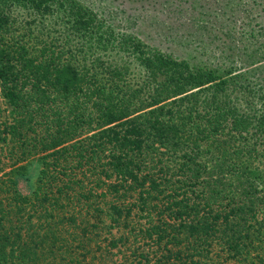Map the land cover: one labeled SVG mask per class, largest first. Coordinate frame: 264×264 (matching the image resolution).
Listing matches in <instances>:
<instances>
[{"label":"trees","instance_id":"trees-1","mask_svg":"<svg viewBox=\"0 0 264 264\" xmlns=\"http://www.w3.org/2000/svg\"><path fill=\"white\" fill-rule=\"evenodd\" d=\"M3 3L0 264H264V98L240 111L232 92L255 99L241 75L117 34L76 0Z\"/></svg>","mask_w":264,"mask_h":264},{"label":"rangeland","instance_id":"rangeland-1","mask_svg":"<svg viewBox=\"0 0 264 264\" xmlns=\"http://www.w3.org/2000/svg\"><path fill=\"white\" fill-rule=\"evenodd\" d=\"M76 1L93 11L117 34L134 36L150 48L184 60L193 67L210 68L221 75H241L242 83L248 85L246 90L254 93L255 99L240 91L232 92L229 99L240 111L251 104L255 111L260 110L264 98V0ZM3 4L0 0V8ZM8 10L20 18L25 16V12L17 8ZM43 24L44 29L53 35V40H64L58 35L61 29L52 18ZM35 25L43 27L39 21ZM71 42L75 43L74 39ZM105 57L118 63L125 62L129 66L128 81L133 85L139 82L143 69L133 57L128 58L126 54L114 50ZM10 109L2 98L0 88L1 123L10 121ZM262 144L256 143V149L259 146L263 149ZM2 154L0 145V160L7 164L4 158L8 157ZM39 170L38 163L30 161L26 175L16 178V189L21 195H31ZM112 234L117 235L118 231L114 229ZM100 235L95 239L105 245L103 238L108 234L103 232ZM115 252L116 249L113 250V257ZM144 253L152 255V252Z\"/></svg>","mask_w":264,"mask_h":264}]
</instances>
